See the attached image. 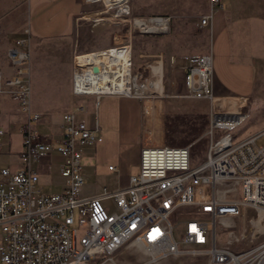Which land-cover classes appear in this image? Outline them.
<instances>
[{
	"label": "built area",
	"instance_id": "2783aa9c",
	"mask_svg": "<svg viewBox=\"0 0 264 264\" xmlns=\"http://www.w3.org/2000/svg\"><path fill=\"white\" fill-rule=\"evenodd\" d=\"M209 2L210 12L200 20L202 27L225 7L223 0ZM114 7L115 17L130 23L134 31L159 34L169 29L170 16H135L130 0ZM117 49L129 51L130 73L124 72ZM86 54L106 60L77 63L79 57L86 60ZM8 60L11 73L0 68V99L15 100L26 119L19 155L22 167H0V264H117L116 254L131 245L147 255L136 264L170 255H205L210 264H264V240L239 252L217 241L218 221L249 208L264 211V144L257 143L264 130L235 141L232 131L246 118L242 108L247 98L215 95L211 53L183 56L179 95L212 103L206 160L194 166L188 146L147 144L141 150L140 170L130 177L127 188L109 192L104 187L94 196L82 195V147L102 140L98 125H88L81 117L85 106L78 104L63 113L57 141L41 134L37 128L41 115L31 106L30 38L18 39L8 51ZM86 68L96 75L95 81L106 79L109 86L125 80V89L99 91L91 83L83 84L80 76ZM143 84L132 75L129 43L74 58L73 93L78 97L123 94L144 99L157 91L153 86L142 88ZM217 99L224 104H216ZM5 131L0 125V158ZM52 153L62 157L65 187L61 192H45L34 166ZM107 198L113 200L115 210L104 203Z\"/></svg>",
	"mask_w": 264,
	"mask_h": 264
},
{
	"label": "rangeland",
	"instance_id": "374dc122",
	"mask_svg": "<svg viewBox=\"0 0 264 264\" xmlns=\"http://www.w3.org/2000/svg\"><path fill=\"white\" fill-rule=\"evenodd\" d=\"M206 1L209 0H193L192 6L185 11L178 9L173 15H148L171 17L169 29L154 34L134 31L130 23L115 17V7H108L103 0L94 2L80 0V6L68 33L60 38L44 40L33 37L30 32L29 24L32 26V20L35 21L37 17L33 10L30 12V0H0V68L11 73L9 49L18 39L30 38L32 102L40 109L51 110L48 116L41 115L37 128L41 134L53 138L52 126L58 124L61 127L62 124V118L56 117L61 111L68 110L76 103L74 97L76 95L73 93L75 56L125 43L131 44L132 75L139 83L147 84L159 78L158 90L162 92L164 89L163 93L155 91L154 94L144 97L146 100L154 99L153 103L158 112L157 127L150 121L151 114L146 115L149 142L168 146H188L191 150L192 164L195 166L206 160L209 151L211 139L207 131L210 126L209 113L212 103L206 99L179 96L183 91L180 72L183 56L202 54L207 50L214 51V54L211 52L214 79L225 84L231 92H242L250 97L244 101L242 108L246 118L232 131L236 142L264 130V71H259L257 79L252 80L251 72L232 68L221 59L223 55L220 54L218 43L215 46L213 37L212 39L203 37L200 27L195 23L196 15L202 11ZM224 3L226 5L227 0H224ZM134 15L138 16L135 13ZM92 56V60L96 58L97 62L103 58L99 54L97 57L96 54ZM152 66L155 69L159 68V73L155 72ZM146 102L153 108V103ZM215 103L223 105L224 101L217 99ZM257 143L264 144V134L257 138ZM8 160L9 157L4 154L0 158V164ZM83 163L82 159V165ZM59 179L60 183L64 180L61 176ZM44 191H57V184L49 183ZM234 196L238 194L235 193ZM104 203L112 207L110 201ZM110 209L113 211L115 207ZM259 219L260 214L249 208L239 216L218 221L216 226L218 243L229 246L236 252L254 247L264 240V224L258 225ZM209 227L212 229L213 224L210 223ZM140 249L131 245L116 254L115 263L136 264L139 260L146 259L147 255ZM147 264H210V262L205 255L196 257L170 255Z\"/></svg>",
	"mask_w": 264,
	"mask_h": 264
},
{
	"label": "crops",
	"instance_id": "0c3cea01",
	"mask_svg": "<svg viewBox=\"0 0 264 264\" xmlns=\"http://www.w3.org/2000/svg\"><path fill=\"white\" fill-rule=\"evenodd\" d=\"M130 4L132 13L138 16L173 15L178 9L179 11L188 9L192 6L193 0H130ZM79 6L80 0H30V12L33 10L34 15L37 14L35 21L32 20V26L31 23L29 24L30 32L33 37L44 40L64 36L72 26L73 17ZM209 12L210 2L206 1L202 11L196 15L195 23L200 27L203 37L207 39L213 37V43L215 46L218 43L220 54L223 55L221 59L229 63L232 68L251 72L252 80H256L258 72L264 71V0H227L225 7L214 13L209 25L200 26L201 17ZM125 51V49L120 50L118 56ZM211 52L207 50L205 53ZM213 89L215 95L219 97L236 95L250 98L242 92H231L217 79H214ZM74 97L76 103L66 111L83 104L85 111L81 113V117L86 119L91 127L97 124L98 134L102 136L101 141L82 148L85 178L82 195H98L104 187H107L109 192L127 188L130 177L140 170L143 146L152 144L147 136L146 115L151 114V123L154 122V125L158 126V112L153 103L154 99L146 100L123 94H103L99 98L93 95L83 96L82 99H77L78 96ZM146 101L153 103V108H150ZM31 106L32 110L40 115L48 116V113H51L50 109H40L33 105V102ZM66 111H61L56 118L61 119ZM25 119V114L20 111L15 100L7 97L0 99V125L6 130L2 150L9 157L6 163L0 164V167L10 166L13 169L22 167L23 163L19 155L23 149L22 127ZM52 128L54 141H57L61 137L62 127L57 124ZM61 162L62 157L58 153H52L51 156L43 157L34 163L43 190L53 182L57 184L55 192L64 189L65 178L60 173ZM112 165L114 167L110 168ZM60 176L64 179L62 183ZM105 201L112 203V207L108 205L109 208L115 207L111 198Z\"/></svg>",
	"mask_w": 264,
	"mask_h": 264
},
{
	"label": "bare ground",
	"instance_id": "6f19581e",
	"mask_svg": "<svg viewBox=\"0 0 264 264\" xmlns=\"http://www.w3.org/2000/svg\"><path fill=\"white\" fill-rule=\"evenodd\" d=\"M89 1H93V0H89ZM105 1V4L108 6V7H112V6H118V5H121V4H126V2L128 0H115V1H111V0H103ZM120 50L122 49H117L115 50V55L118 57V59H120L123 63V69H124V72H127V73H130L131 72V68L129 67V56H130V53L128 50H126L122 55L118 56ZM92 55L94 54H86V60L83 59V57H79L77 59V63H84V62H91V63H98V62H101V61H104L106 60L104 57L101 58V61L96 60H92ZM98 54H96L95 57H97ZM101 57V56H100ZM153 69L154 66H152ZM163 70V69H162ZM155 72L159 73V68L158 69H155ZM162 76H163V72H162ZM95 77L96 75H94L92 72L89 71L88 68L85 69V72L80 76V79H81V82L84 84V83H91L92 87L93 88H96L98 89L99 91H107V90H118V91H121L123 89H125V84H126V81L123 80L120 84H113V86H109L108 83H107V80L106 79H100L98 81H95ZM158 83H159V78L157 80H154L152 81L151 83H145L142 86V88H146V87H149V86H153L154 88H156V90L159 92V93H163L164 92V89L162 92H160L158 90ZM259 214H260V219H259V224L258 225H262L264 224V211L262 210H259V209H255ZM253 220H251L252 222ZM257 233H258V230H257ZM246 236V235H245Z\"/></svg>",
	"mask_w": 264,
	"mask_h": 264
}]
</instances>
